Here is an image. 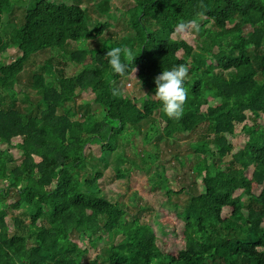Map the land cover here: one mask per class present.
Returning a JSON list of instances; mask_svg holds the SVG:
<instances>
[{"label": "trees", "instance_id": "obj_1", "mask_svg": "<svg viewBox=\"0 0 264 264\" xmlns=\"http://www.w3.org/2000/svg\"><path fill=\"white\" fill-rule=\"evenodd\" d=\"M133 1L126 14L134 35L123 37V43L104 38L89 49L86 40L102 36L106 23L90 28L79 2L29 0L21 22L6 37L1 28L14 2L0 0V144L6 145L0 147V181L7 182L0 186V264H80L105 239L83 264H264V123L259 122L264 117V0ZM199 22L207 40L198 48L172 36ZM180 23L186 24L183 31ZM246 26L251 30L245 33ZM83 36L84 47L77 44L71 54L80 64L77 73L54 67L62 59L51 52L67 51ZM116 46L134 57L124 76L108 63L106 53ZM9 48L20 51L12 60L4 56ZM43 54L38 68L29 69ZM175 65L187 69L179 120L169 118L155 97L137 104L117 85L135 80L154 96L155 77ZM88 90L103 107L102 120L87 104L79 106L81 111L65 105ZM156 112L167 139L203 126L191 144L194 181L178 184L177 190L161 185L167 196L186 193L183 205L138 204V215H130L125 203L102 195L97 186L103 170L88 165L85 148L99 145V161H106L130 127L141 132L143 121L148 144L159 135ZM76 113L80 116L74 118ZM237 124L247 140L233 151ZM12 147L21 151L19 163ZM118 159L126 162L123 154ZM115 169L118 177L131 178L130 168ZM8 207H23L11 215L12 228ZM166 231L175 240L166 239ZM72 233L86 235V246Z\"/></svg>", "mask_w": 264, "mask_h": 264}, {"label": "rangeland", "instance_id": "obj_2", "mask_svg": "<svg viewBox=\"0 0 264 264\" xmlns=\"http://www.w3.org/2000/svg\"><path fill=\"white\" fill-rule=\"evenodd\" d=\"M14 7L11 13L4 15L5 24L1 28V32L6 37H9L16 25L21 22L22 14L25 6L29 0H12ZM36 0H33L35 3ZM56 2H65L72 4L79 2L86 8L88 25L93 28L98 22L106 23L103 28L102 36L94 39L86 40V45L89 49L98 48L101 44L102 39L106 38L108 42H121L123 43V37H130L134 35V30L129 24V16L126 11L134 5L133 0H53ZM107 9V10H106ZM201 22L193 26L188 32H183L181 35L173 34L174 38H180L186 40L192 46L198 48V42L207 40L204 35L200 32ZM206 26H210L207 24ZM214 29V28H212ZM251 27L246 26L245 33L250 31ZM103 43H106L107 40ZM84 47L85 37H81L79 40L71 42L68 46L67 51H56L53 50L51 54L58 55L61 57L62 62H54V67H64L65 73L75 74L80 68V64L73 60L71 57L72 52L76 51L77 44ZM80 47V48H81ZM133 50L137 49V43L133 46ZM20 51L16 48H9L4 56H7L9 60L14 59L18 56ZM182 55V54H180ZM37 60L35 65H31L29 69H37L40 65L41 58ZM42 72L41 69L37 70ZM123 89V92L130 98L137 101L140 104V99L146 96L153 98V94H150L146 87L135 80H121L117 84ZM20 89V88H19ZM95 95L91 90L83 92L78 95L76 101H68L65 105L67 108L80 110L79 106L89 105L90 110L95 116L102 120L103 107L94 101ZM80 116V113L73 115L74 118ZM154 123L156 128L159 130V135L154 136L148 144L145 142L144 133L147 130V122H142V130L137 131L130 127L124 133L123 143L121 142L120 147L112 155H110L106 161H99L101 155V148L96 144H87L85 148L86 155L88 156V165L99 164L103 170V176L98 179V188L104 197L112 201H119L127 205L126 210L130 215H138V204L152 205L153 208L159 204L172 207L173 203L183 205L187 200L186 193L166 195L163 193L161 185H168L173 190L178 189V184L188 183L194 181L195 171L194 167L193 152L191 144L196 143L199 139L201 129L191 132L182 133L177 135L176 138L167 139L162 134V129L165 123L158 116V112L154 115ZM260 123H264V117L260 118ZM15 141H20V138H14ZM247 140V134L242 128V124H237L232 138L234 150L241 148ZM0 147L6 148L5 144H0ZM10 152L17 159L18 163L21 161V151L18 148H10ZM123 154L125 156V163H121L118 159V155ZM121 166L122 168H130L131 175L128 177H118L115 166ZM252 168L248 170L251 173ZM199 189H203V185L200 178H197ZM0 186H7V182L0 181ZM150 208V207H149ZM23 207L7 208L8 215L6 221L12 228V214H18ZM143 217L147 218L150 211L146 210ZM223 216L228 215V211L223 209ZM162 232V230H157ZM166 239L175 240L173 233L166 231L163 235ZM71 238L82 248L86 246V235H78L76 233L71 234ZM105 240H101L97 243L98 247L91 248L87 254L81 257V263L83 264L88 259L95 256L97 252L103 248Z\"/></svg>", "mask_w": 264, "mask_h": 264}, {"label": "clouds", "instance_id": "obj_3", "mask_svg": "<svg viewBox=\"0 0 264 264\" xmlns=\"http://www.w3.org/2000/svg\"><path fill=\"white\" fill-rule=\"evenodd\" d=\"M185 27V23L178 25L181 31ZM106 55L112 72L120 76L126 75L130 67L127 61L134 58L132 52L123 46H116L109 48ZM186 76V67L175 65L168 70H163L155 77L156 91L154 97L161 102L162 110L169 118L179 120L184 114L187 90L183 85ZM117 94L118 89H113V95Z\"/></svg>", "mask_w": 264, "mask_h": 264}]
</instances>
